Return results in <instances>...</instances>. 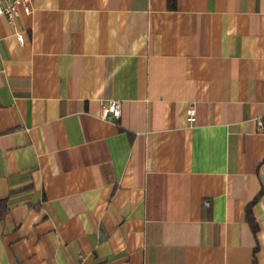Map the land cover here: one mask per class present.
Here are the masks:
<instances>
[{"label":"crops","instance_id":"1","mask_svg":"<svg viewBox=\"0 0 264 264\" xmlns=\"http://www.w3.org/2000/svg\"><path fill=\"white\" fill-rule=\"evenodd\" d=\"M0 264H264V0L0 17Z\"/></svg>","mask_w":264,"mask_h":264},{"label":"built area","instance_id":"2","mask_svg":"<svg viewBox=\"0 0 264 264\" xmlns=\"http://www.w3.org/2000/svg\"><path fill=\"white\" fill-rule=\"evenodd\" d=\"M31 1L32 0H0V17L3 16L9 23H14L15 19L21 13L28 15L31 12ZM16 35L18 41L22 43V34L17 33ZM120 114L121 107L118 101L109 100L100 104L98 115L101 119H118ZM187 120L189 122H193L194 120V108L192 104L189 105L187 109ZM205 204H207V202ZM77 259L81 262L83 260L82 255H77Z\"/></svg>","mask_w":264,"mask_h":264},{"label":"trees","instance_id":"3","mask_svg":"<svg viewBox=\"0 0 264 264\" xmlns=\"http://www.w3.org/2000/svg\"><path fill=\"white\" fill-rule=\"evenodd\" d=\"M250 219V218H249ZM253 227H254V225H253Z\"/></svg>","mask_w":264,"mask_h":264}]
</instances>
